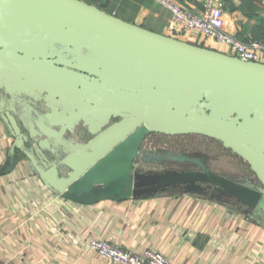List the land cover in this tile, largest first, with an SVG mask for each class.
I'll return each instance as SVG.
<instances>
[{"label":"water","instance_id":"1","mask_svg":"<svg viewBox=\"0 0 264 264\" xmlns=\"http://www.w3.org/2000/svg\"><path fill=\"white\" fill-rule=\"evenodd\" d=\"M0 76L43 99L37 128L45 138L61 144L81 127L91 135L60 164L34 144L33 163L63 198L92 206L180 187L264 214V63L157 34L81 0H0ZM7 117L24 145L18 121ZM151 134L219 141L263 191L182 155L171 160L196 170L136 171Z\"/></svg>","mask_w":264,"mask_h":264},{"label":"crops","instance_id":"2","mask_svg":"<svg viewBox=\"0 0 264 264\" xmlns=\"http://www.w3.org/2000/svg\"><path fill=\"white\" fill-rule=\"evenodd\" d=\"M81 1L157 34L224 52L207 37L174 33L172 14L155 0ZM174 1L199 13L205 0ZM225 30L242 42H264V0H230ZM45 110L35 92L0 76V264H114L90 250L91 240L138 255L153 250L176 264H264V214L228 196L167 191L92 206L63 198L33 163V155L40 160L34 144L40 141L51 162L60 164L92 137L81 127L61 144L45 138L37 128Z\"/></svg>","mask_w":264,"mask_h":264},{"label":"built area","instance_id":"3","mask_svg":"<svg viewBox=\"0 0 264 264\" xmlns=\"http://www.w3.org/2000/svg\"><path fill=\"white\" fill-rule=\"evenodd\" d=\"M172 14V31L187 38L207 37L224 51L244 62L261 63L264 44L242 42L225 30V9L230 0H205L201 12L194 13L174 0H155ZM89 248L114 264H176L153 250L133 254L103 240H91Z\"/></svg>","mask_w":264,"mask_h":264},{"label":"rangeland","instance_id":"4","mask_svg":"<svg viewBox=\"0 0 264 264\" xmlns=\"http://www.w3.org/2000/svg\"><path fill=\"white\" fill-rule=\"evenodd\" d=\"M28 144L31 145L33 142L29 141ZM179 155L198 158L205 167L217 175L263 191L259 180L245 161L225 149L219 141L199 136L167 137L151 134L143 144L135 170L145 174L160 173L167 170H196L192 165L180 164L171 160L172 157ZM53 159L57 160L55 157ZM209 194L216 196L212 193H206V195Z\"/></svg>","mask_w":264,"mask_h":264},{"label":"trees","instance_id":"5","mask_svg":"<svg viewBox=\"0 0 264 264\" xmlns=\"http://www.w3.org/2000/svg\"><path fill=\"white\" fill-rule=\"evenodd\" d=\"M252 41H257V42H260V43H264V42H261V41H259V40H252ZM183 137H185V136H183ZM199 137H203V136H199ZM203 138H206V137H203ZM240 158V157H239ZM241 159V158H240ZM188 165H190V164H188ZM193 166V165H192ZM249 166V165H248ZM195 167V166H194ZM250 167V166H249ZM256 190H260V189H256ZM168 192H183V189L182 188H180V187H177V188H170V189H168L167 190ZM167 191H165V192H167ZM261 191V190H260ZM165 192H161V193H165ZM158 194H160V193H158ZM157 195V194H156Z\"/></svg>","mask_w":264,"mask_h":264},{"label":"flooded vegetation","instance_id":"6","mask_svg":"<svg viewBox=\"0 0 264 264\" xmlns=\"http://www.w3.org/2000/svg\"><path fill=\"white\" fill-rule=\"evenodd\" d=\"M114 122V121H113ZM86 132V131H85ZM88 133V132H87ZM163 136H165V135H163ZM167 137H170V136H167ZM143 148V147H142ZM142 150V149H141Z\"/></svg>","mask_w":264,"mask_h":264}]
</instances>
